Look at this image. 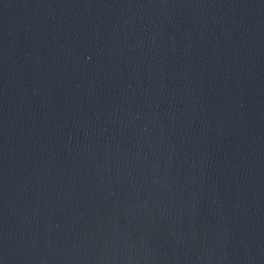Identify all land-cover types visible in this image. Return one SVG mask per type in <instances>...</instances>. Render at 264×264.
Listing matches in <instances>:
<instances>
[{"label": "water", "instance_id": "95a60500", "mask_svg": "<svg viewBox=\"0 0 264 264\" xmlns=\"http://www.w3.org/2000/svg\"><path fill=\"white\" fill-rule=\"evenodd\" d=\"M0 264H264V0H0Z\"/></svg>", "mask_w": 264, "mask_h": 264}]
</instances>
